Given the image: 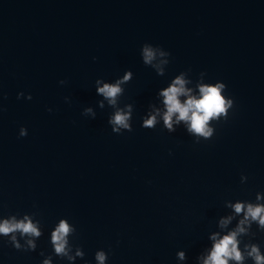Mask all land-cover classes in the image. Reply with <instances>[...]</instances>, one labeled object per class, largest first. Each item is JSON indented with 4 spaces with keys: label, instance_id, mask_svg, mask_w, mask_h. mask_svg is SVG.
I'll return each mask as SVG.
<instances>
[{
    "label": "water",
    "instance_id": "1",
    "mask_svg": "<svg viewBox=\"0 0 264 264\" xmlns=\"http://www.w3.org/2000/svg\"><path fill=\"white\" fill-rule=\"evenodd\" d=\"M125 75L112 105L97 88ZM177 77L181 103L226 85L233 107L210 139L175 116L164 126ZM128 106L132 130L114 133ZM238 202L264 204V0H0V222L27 216L41 233H0V264H98V251L105 264H203L213 234L244 219ZM243 227L240 250L264 254V230Z\"/></svg>",
    "mask_w": 264,
    "mask_h": 264
},
{
    "label": "clouds",
    "instance_id": "2",
    "mask_svg": "<svg viewBox=\"0 0 264 264\" xmlns=\"http://www.w3.org/2000/svg\"><path fill=\"white\" fill-rule=\"evenodd\" d=\"M155 57V50L149 46L143 48V59L146 64L151 63ZM130 79L129 75H125L122 81L109 84L105 83L97 88V91L102 94L109 103L116 104L117 97L121 94V83ZM65 81L61 80L63 84ZM99 83V81H97ZM226 85L224 83L216 82L210 84L199 85V97L189 96L184 103H181L178 97L186 90L184 88V80L177 77L172 85L162 92L164 96V103L166 111L163 114L164 126L169 132L175 131L173 128V117L175 116V122L184 121L187 124V131L193 134L199 142L200 139L208 140L215 132L212 126V121H219L221 119H227L229 109L233 107V100L227 98L224 95ZM24 96V93H17V98ZM27 99H31V95L26 96ZM103 106V105H101ZM131 106H128V110L124 111L119 108L111 117L109 123L112 125V131L114 133H121V130H132L130 120L132 119ZM51 111V109H49ZM91 113V109H87L86 113ZM94 116L95 114L92 113ZM156 116L150 115L143 121L142 127L154 128L156 126ZM27 135L25 127L19 128V136L23 137ZM259 200V195L256 196ZM235 213L243 214L244 219L239 222L236 229L230 231L226 236H222L216 239V234L212 236L213 246L212 250L204 259L203 264H229V261H236L237 264H244L247 258L253 261V264H264V254H262L260 246L258 244H245V251L240 250V240L238 237L247 234V229L243 225L247 224L251 228L252 222H255L257 226L264 230V204L260 203H241L238 202L233 205ZM229 218H226L221 223L227 224ZM21 234L31 235L39 237L41 235L37 226L33 224L27 216L23 220L9 221L4 220L0 222V233L10 234L16 231ZM72 231V228L68 223L61 220L52 232V244L55 245V253L58 256L67 255V237ZM31 243V242H30ZM35 248V245L32 246ZM83 256L82 253H80ZM181 259L184 254L179 253ZM95 258L98 264H105L107 260V254L103 251H98L95 254ZM45 264H49L46 260Z\"/></svg>",
    "mask_w": 264,
    "mask_h": 264
}]
</instances>
